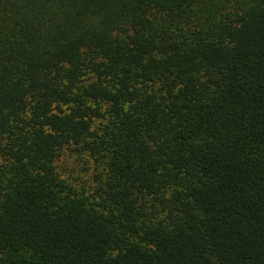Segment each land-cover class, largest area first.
<instances>
[{
  "label": "trees",
  "instance_id": "16d2710c",
  "mask_svg": "<svg viewBox=\"0 0 264 264\" xmlns=\"http://www.w3.org/2000/svg\"><path fill=\"white\" fill-rule=\"evenodd\" d=\"M0 264H264V0H0Z\"/></svg>",
  "mask_w": 264,
  "mask_h": 264
},
{
  "label": "rangeland",
  "instance_id": "374dc122",
  "mask_svg": "<svg viewBox=\"0 0 264 264\" xmlns=\"http://www.w3.org/2000/svg\"><path fill=\"white\" fill-rule=\"evenodd\" d=\"M56 165L63 178L79 189L84 186L89 190L95 184V174L100 168L88 153L79 151L74 145L64 148Z\"/></svg>",
  "mask_w": 264,
  "mask_h": 264
}]
</instances>
